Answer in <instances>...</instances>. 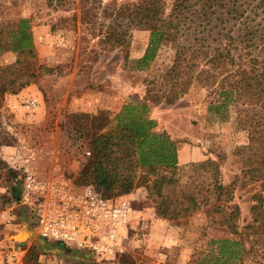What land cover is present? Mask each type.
I'll use <instances>...</instances> for the list:
<instances>
[{"label": "rangeland", "instance_id": "rangeland-1", "mask_svg": "<svg viewBox=\"0 0 264 264\" xmlns=\"http://www.w3.org/2000/svg\"><path fill=\"white\" fill-rule=\"evenodd\" d=\"M131 1L137 0H100L95 10L88 11L89 3L86 6L82 0H0V210L12 201L14 177L3 156L13 145L28 139L48 144L59 141L78 181L85 150L91 154V149L65 124L66 115L103 111L109 119L105 128H109L115 123L114 115L129 102L147 104V115L155 120L153 129L166 132L176 142V175L182 184L193 179L205 193L209 174L191 164L207 158L219 160L220 180L225 184L235 181L232 198L220 204L201 202L197 211L183 217L162 218L155 214L154 201L144 185L116 195L129 200L131 212L126 252L112 257L96 258L90 251L75 252L41 238L23 208L16 209L9 222L0 220V243H24L28 248L25 260L33 264H206L199 251H206L210 239L238 236L247 248L252 247L239 264H264V194L260 207L252 209L257 187L243 173L237 152L247 144L249 131L263 125L261 108L242 99L217 107L222 100L219 83L206 85L198 80L168 103L164 94L169 86L162 88L161 82L175 43L159 42L152 58L138 65L149 31L131 28L128 18L115 10ZM169 2L161 1L162 14ZM20 18H27L36 55L30 71L37 77L31 76L27 85L13 91L22 77L14 64L17 55L6 45L9 30L17 29ZM64 71H74V88L67 97L70 101L61 105ZM28 96L38 99V107L25 105ZM56 101L60 107L54 105ZM230 212L231 227L225 224Z\"/></svg>", "mask_w": 264, "mask_h": 264}, {"label": "trees", "instance_id": "trees-1", "mask_svg": "<svg viewBox=\"0 0 264 264\" xmlns=\"http://www.w3.org/2000/svg\"><path fill=\"white\" fill-rule=\"evenodd\" d=\"M161 1H131L121 3L115 10L117 15L128 18L131 28L149 31L148 45L136 61L138 65L152 58L159 42L175 43L171 64L161 82L162 88L169 86L165 100L173 102L193 80L206 85L218 82L222 100L217 107L242 99L258 104L264 118V0H170L165 14ZM82 2L86 6L89 3L88 11L100 4V0ZM9 33L6 47L16 53L15 68L22 77L13 89L16 91L27 85L31 76L37 77L30 71L36 55L27 18H20L17 29ZM200 63L204 66L200 67ZM147 110L145 103H126L114 115L115 123L109 128H105L109 119L103 111L66 115L65 124L79 133L91 149L78 182H93L106 195H125L142 184L154 201L155 214L162 218L189 215L200 208L201 202L229 201L235 181L225 184L220 180L219 160L207 158L191 164L209 174L205 193L193 179L190 184L179 181L176 142L166 132L153 129L155 120L147 115ZM237 152L243 173L256 184L252 193L256 202L251 208H258L264 194V122L249 131L247 144ZM9 171L14 177L10 199L15 201L20 182ZM233 220L230 212L226 226H233ZM232 232L237 233L236 229ZM241 239H210L206 251H199L203 254L201 260L206 264L243 262L252 247L247 248Z\"/></svg>", "mask_w": 264, "mask_h": 264}, {"label": "built area", "instance_id": "built-area-1", "mask_svg": "<svg viewBox=\"0 0 264 264\" xmlns=\"http://www.w3.org/2000/svg\"><path fill=\"white\" fill-rule=\"evenodd\" d=\"M70 73L74 71H64V78ZM23 101L30 109L39 105L35 96ZM54 105L60 107L58 101ZM85 154L90 155V150ZM3 159L20 182V194L0 210V220L9 222L14 211L23 208L43 239L68 249L90 251L96 258L126 252L129 200L106 195L93 182L76 181L70 157L59 141L48 144L23 140L13 145ZM27 250L24 243H0V264H33L25 260Z\"/></svg>", "mask_w": 264, "mask_h": 264}, {"label": "crops", "instance_id": "crops-1", "mask_svg": "<svg viewBox=\"0 0 264 264\" xmlns=\"http://www.w3.org/2000/svg\"><path fill=\"white\" fill-rule=\"evenodd\" d=\"M74 74L73 73H70V74H68L65 78H64V92H62V94H63V96H64V99L63 100H59L60 101V104L61 105H66L69 101H67L68 99H67V97L70 95V93H72V90H73V88H74V86H73V84H72V76H73ZM52 83H55L54 82V79H53V82ZM60 83V82H59ZM28 90H30V89H28ZM53 90V89H52ZM28 91H27V89L26 90H24V91H22L21 93L22 94H26ZM53 91H51V93H52ZM104 107H106V106H104Z\"/></svg>", "mask_w": 264, "mask_h": 264}, {"label": "bare ground", "instance_id": "bare-ground-1", "mask_svg": "<svg viewBox=\"0 0 264 264\" xmlns=\"http://www.w3.org/2000/svg\"><path fill=\"white\" fill-rule=\"evenodd\" d=\"M73 257H75L76 259H78V260H81V261H87V262H89V260L87 259V258H84V257H78L77 255H72Z\"/></svg>", "mask_w": 264, "mask_h": 264}, {"label": "water", "instance_id": "water-1", "mask_svg": "<svg viewBox=\"0 0 264 264\" xmlns=\"http://www.w3.org/2000/svg\"><path fill=\"white\" fill-rule=\"evenodd\" d=\"M78 257H82L81 255L76 254Z\"/></svg>", "mask_w": 264, "mask_h": 264}]
</instances>
